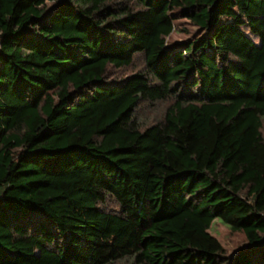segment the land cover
I'll return each instance as SVG.
<instances>
[{"label":"trees","instance_id":"trees-1","mask_svg":"<svg viewBox=\"0 0 264 264\" xmlns=\"http://www.w3.org/2000/svg\"><path fill=\"white\" fill-rule=\"evenodd\" d=\"M263 119L264 0H0V264H264Z\"/></svg>","mask_w":264,"mask_h":264},{"label":"rangeland","instance_id":"rangeland-1","mask_svg":"<svg viewBox=\"0 0 264 264\" xmlns=\"http://www.w3.org/2000/svg\"><path fill=\"white\" fill-rule=\"evenodd\" d=\"M174 26L175 29L166 38L167 42L179 41L198 32L196 26L192 25L187 19L182 17H179L174 20ZM141 68H143V60L142 56L138 55L131 66L119 69H114L111 67L109 68V71L111 72L110 74L113 77H122ZM167 103V101L157 102L154 105H148L143 103L140 105L137 114L139 118L143 120L144 123L153 122L162 117ZM261 131L264 137V119ZM106 202V206L109 209L117 208L112 199H108ZM208 232L220 242V244L224 248L225 254L233 253L236 247L241 245L245 240L241 232L229 229L227 225L223 224L219 220H214L211 223ZM119 264L132 263L128 260Z\"/></svg>","mask_w":264,"mask_h":264}]
</instances>
